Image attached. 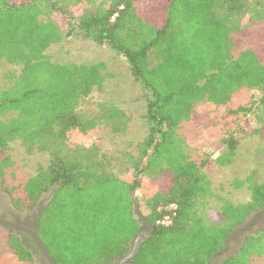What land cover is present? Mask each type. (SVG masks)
I'll return each instance as SVG.
<instances>
[{"label": "trees", "instance_id": "obj_1", "mask_svg": "<svg viewBox=\"0 0 264 264\" xmlns=\"http://www.w3.org/2000/svg\"><path fill=\"white\" fill-rule=\"evenodd\" d=\"M55 1L0 0V61L20 66L7 74L12 85L0 89L2 190L20 210L52 193L39 214L38 236L57 264H110L125 254L139 227L133 200L152 230L130 264H207L234 229L264 206V181L251 171L229 183L245 186V201L215 194L204 172L209 159L190 158L176 129L201 115L195 110L200 101L224 105L241 88L264 86V18L238 26L244 0H109L82 13L72 29L125 57L146 91V133L135 155H122L127 167L115 174L110 156L96 146L66 140L71 130L85 134L96 126L77 108L104 75L101 62L55 63L45 54L61 35L40 18L41 6ZM244 43L250 48H241ZM244 130L238 129L240 136ZM228 133L216 158L220 164L232 160L238 144L239 135ZM14 140L28 153L47 151L48 165L24 174L7 153ZM144 182L152 191L141 205L134 192ZM212 201L217 216L208 221L204 214ZM170 204L175 215L161 224ZM8 242L18 260L35 264L15 235ZM239 244L221 264H262L253 258L264 256V227Z\"/></svg>", "mask_w": 264, "mask_h": 264}, {"label": "rangeland", "instance_id": "obj_2", "mask_svg": "<svg viewBox=\"0 0 264 264\" xmlns=\"http://www.w3.org/2000/svg\"><path fill=\"white\" fill-rule=\"evenodd\" d=\"M108 2L109 0H56L53 5L41 6L40 18L52 22L61 35L57 43L49 45L45 50L51 62L103 64L102 85L83 98L77 108L80 115L94 118L96 126L85 134L71 130L67 133L66 140L73 146H96L100 153L110 156L111 172L117 174L127 167V161L122 155H135L136 145L146 133L147 127L143 118L146 91L132 77L125 57L111 50L108 45H100L90 38H85L77 29H72L86 9L92 6H106ZM244 2L243 15L240 14L237 20L234 18L239 20L238 26L244 25L253 16L264 18V0ZM236 21H232L233 27ZM241 48L250 46L244 43ZM19 68V65L0 61V89H7L12 85L13 80L7 74L17 73ZM110 108L122 112V116H113L108 112L111 111ZM195 110L201 115L182 122L176 129L182 140L183 151L195 160L203 157L209 159L204 172L215 194L233 202L245 201L248 198L245 186L235 188L229 183L234 178L244 179L251 171L256 173L259 181H264V86L241 88L232 94L224 105L200 101ZM228 110L238 113L228 114ZM234 119L238 125L233 122ZM242 126L245 132L240 136L238 129ZM254 129L258 131L254 132ZM228 132L239 135L238 144L232 160L220 164L216 158L226 147L221 141L229 135ZM7 153L26 175L34 174L40 166L45 167L49 163L47 151L34 150L28 153L18 140L8 144ZM124 175L130 177L129 174ZM151 191V186L144 182L142 188L135 191L134 195L142 205ZM263 209L264 206L257 211V216L252 217L251 224L240 233V239L245 234L254 232L256 220L260 221L258 229L262 228ZM204 215L208 221L214 220L217 216L215 202H211ZM240 226L234 230H239ZM9 236L7 229L0 225V264H29L17 259L9 246ZM253 260L264 264V256H254Z\"/></svg>", "mask_w": 264, "mask_h": 264}, {"label": "flooded vegetation", "instance_id": "obj_3", "mask_svg": "<svg viewBox=\"0 0 264 264\" xmlns=\"http://www.w3.org/2000/svg\"><path fill=\"white\" fill-rule=\"evenodd\" d=\"M46 199L47 195H43L41 199L37 202V204L45 203ZM37 211L38 206L24 210L15 208L12 205L8 195L2 190L0 184V219L4 221L0 222V225L4 226L7 229L8 233H10V235H15L18 241L22 243L23 246L27 248V250L30 251L33 258V262L35 264H51L43 255L38 246L35 244V241L32 237V234L35 233L39 238V215L37 214ZM258 213H252L251 216H249L240 226L239 230H234L233 235L226 240L224 248L219 252V254L215 255L214 258H212V260H210L207 264H221V262L228 255L232 254L234 250L240 246V233H242V231L251 224L250 220L252 222V217L257 216ZM254 224H256L254 225V231L259 230L258 227L260 221L256 220Z\"/></svg>", "mask_w": 264, "mask_h": 264}, {"label": "water", "instance_id": "obj_4", "mask_svg": "<svg viewBox=\"0 0 264 264\" xmlns=\"http://www.w3.org/2000/svg\"><path fill=\"white\" fill-rule=\"evenodd\" d=\"M51 195H52V193L50 195L48 194L47 198H49ZM36 206H38V211H37L38 213L37 214L39 215L43 206H44V203H40V204L38 203ZM132 213H133V216L136 219V221L139 223L137 233L130 240L129 250L125 254L118 256L110 264H130L133 261V259L136 257L142 241L146 238L147 235L150 234V232L152 230V226L148 224V222L145 220V218L140 213L139 208H138V204L135 200H133V202H132ZM0 222H4V221L0 219ZM263 227H264V224H263L262 228ZM32 237L35 241V244L41 250V252L46 257V259L51 264H57L54 261V259L50 256L48 251L45 249L44 245L39 240L37 235L35 233H33ZM217 254H219V252H217L215 255H217Z\"/></svg>", "mask_w": 264, "mask_h": 264}, {"label": "built area", "instance_id": "obj_5", "mask_svg": "<svg viewBox=\"0 0 264 264\" xmlns=\"http://www.w3.org/2000/svg\"><path fill=\"white\" fill-rule=\"evenodd\" d=\"M165 208L168 210V214L162 217V219L160 220V223L167 225L171 222L172 216L175 215L176 206L174 204H170L166 206Z\"/></svg>", "mask_w": 264, "mask_h": 264}]
</instances>
